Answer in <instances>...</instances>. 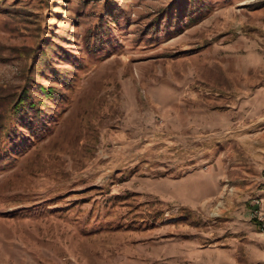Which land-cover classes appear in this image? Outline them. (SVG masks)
<instances>
[{
    "label": "rangeland",
    "instance_id": "374dc122",
    "mask_svg": "<svg viewBox=\"0 0 264 264\" xmlns=\"http://www.w3.org/2000/svg\"><path fill=\"white\" fill-rule=\"evenodd\" d=\"M0 264H264V0H0Z\"/></svg>",
    "mask_w": 264,
    "mask_h": 264
},
{
    "label": "trees",
    "instance_id": "16d2710c",
    "mask_svg": "<svg viewBox=\"0 0 264 264\" xmlns=\"http://www.w3.org/2000/svg\"><path fill=\"white\" fill-rule=\"evenodd\" d=\"M46 94H47L48 97H51L52 92L47 91ZM24 95H25V94H24ZM27 103H28V101H27L26 97H25V96H21V97L18 99L17 105H16V107H15L16 112H17V113H20L21 109H24V107L27 106ZM30 105H31V108H30V109H33V108H35V106H36L34 103H30Z\"/></svg>",
    "mask_w": 264,
    "mask_h": 264
}]
</instances>
